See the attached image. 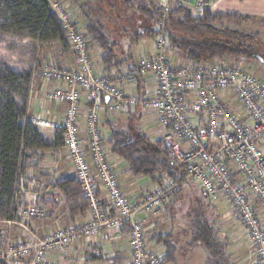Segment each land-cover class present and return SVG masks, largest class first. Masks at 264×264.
<instances>
[{
  "label": "built area",
  "instance_id": "1",
  "mask_svg": "<svg viewBox=\"0 0 264 264\" xmlns=\"http://www.w3.org/2000/svg\"><path fill=\"white\" fill-rule=\"evenodd\" d=\"M146 1L156 9L159 19L154 55H144L135 65V75L151 84L143 94L120 88L95 69L82 31L66 9L53 3L75 67L64 70L49 64L40 70L43 81L59 84L45 93L43 100L64 104L65 111L60 119L37 115L30 122L60 132L71 176L88 201V210L83 223L38 236L29 221L44 218L45 210L36 205L34 181L22 177L17 192L22 204L16 218L0 222V226L16 225L25 237L7 249L0 247V264H50L48 259L56 257L54 264H65L64 256L71 246L102 233L118 237L123 225L129 230V264H166L162 254L146 244L139 216L157 217L179 186L163 178L149 194L137 198L126 194L98 128L101 114L114 116L140 110L150 117L144 120L139 114L142 127L161 140L171 163L183 171L185 178L198 183L211 203L229 204L253 245L258 264H264V81L243 62L195 67L183 61L173 63L164 33L168 14L174 8H184L197 16L210 6L204 1ZM120 80L132 86L136 77L125 72Z\"/></svg>",
  "mask_w": 264,
  "mask_h": 264
},
{
  "label": "trees",
  "instance_id": "2",
  "mask_svg": "<svg viewBox=\"0 0 264 264\" xmlns=\"http://www.w3.org/2000/svg\"><path fill=\"white\" fill-rule=\"evenodd\" d=\"M57 1L0 0V34L24 41L34 54L40 45L58 44L63 52L70 51L62 22L53 9V3ZM93 1L100 6L104 2ZM121 2L127 11L132 10L142 20V24H145L135 33V43L141 39L154 42L158 34L159 19L156 9L141 2L135 3L134 0ZM74 7L78 8L77 4ZM79 9L85 11L82 33L88 44L94 45L101 52L103 72L120 68L127 61L117 59L115 43L109 41L107 31L94 16L95 10L87 4L80 5ZM252 21L255 18L251 16L213 13L210 9L193 16L187 9L174 8L168 14L164 26L166 48L179 55L187 65L194 67L225 61L264 64V44L259 33L241 26ZM72 22L76 24L73 20ZM36 63L35 67L31 66L28 70H15L6 64H0V222L16 218V212L22 204V196L17 193L20 179L28 176L30 170L38 169L47 152L63 145L60 132H54L52 143L44 141L38 127L31 124L28 117L33 73L39 66ZM128 67L129 73L139 79L135 75L136 66L130 62ZM136 112L128 113V120ZM140 118L138 116L137 119ZM107 132V152L121 160L133 177L147 178L154 187L161 185L163 178H167L179 186L170 199L175 200L180 195L188 180L183 171L171 163L161 140L149 139L130 122L124 129H114L109 123ZM52 187L53 190L37 195L38 207H45L51 216L58 209L56 198L61 200L63 211L71 223L86 216L88 201L72 176L57 178ZM203 196L205 197L204 193ZM167 209L170 210L171 205ZM197 217L191 227L193 240L201 244L210 264H224L226 244L217 240V230L202 220L201 213L198 212ZM119 233L127 236L128 227L123 225ZM172 239L170 233L151 237L156 245L164 248L162 256L166 264L175 262Z\"/></svg>",
  "mask_w": 264,
  "mask_h": 264
},
{
  "label": "rangeland",
  "instance_id": "3",
  "mask_svg": "<svg viewBox=\"0 0 264 264\" xmlns=\"http://www.w3.org/2000/svg\"><path fill=\"white\" fill-rule=\"evenodd\" d=\"M57 2L63 10L66 9L71 17L70 19L74 20L76 26L82 32V28L85 25V11H81L79 7L80 5L87 4L90 8H93L95 10L94 16L101 21L107 31L109 41L115 43L114 52L118 59L121 60L124 58L129 48L132 51L129 55L132 63L134 61L137 63V60L143 56L142 53L138 52V49L136 51L137 43L136 45H131L129 38H134L135 33H138L145 24H142V20L137 14H134V12L132 13V10L127 11V8L123 5L121 0H104L101 6L96 4L93 0H75L74 2L72 0H58ZM134 2H141L146 6H152L146 0H134ZM76 4L78 8L74 7ZM228 25L233 26L232 24ZM241 26L242 28H248L254 32H258L260 40L264 44V19L255 18V21L242 24ZM122 29L125 30L124 32L127 34L126 37L121 36L120 33ZM88 47L90 52L91 49L96 50V47L92 44H89ZM32 51L31 47L25 44L24 41H19L10 36L0 34V64H6L15 70H28L31 66L35 67V63L37 62L42 68L33 73V78H41L40 70L49 64L53 65L54 62L51 61V59H54L63 52L61 46L58 44L53 46L40 45L37 47L35 54ZM168 54L171 58L172 52L168 50ZM172 55H176L174 56L175 58L179 57L177 54ZM244 64L246 67H249V70L257 78L264 81V64L258 62H248ZM47 103L49 104L50 102ZM139 114L142 115L144 120L150 119L148 114L140 110L139 112L137 111L135 116L131 117L130 120H128L129 116L127 114L120 115V117L118 116L119 118L115 119H113L114 116H111V119H113L111 124L114 129H124L127 123L130 122L136 125L142 133L149 137V139L154 141L155 138L151 136V133L142 127L143 119L142 121L137 119ZM41 131L43 134L44 131ZM105 131H107V129ZM106 136L107 134L103 136L105 146L107 145ZM60 152L63 151H59V153ZM59 167L61 173H65L64 166L61 164ZM29 178L34 181L36 187L35 191L39 196L45 194L48 190H53L52 186L55 184V179H48L43 176L40 177L38 170L30 172ZM170 205L171 209L168 210L167 207ZM62 208L63 206L60 204V210H63ZM198 212L201 213L203 221L205 220L210 225H213L214 229L217 230V240L222 242L221 244H226L225 251L222 250L224 251V264L258 263L253 245L249 241L237 214L233 212L229 204L225 202L221 204L211 203L203 196L198 183L192 181H187L183 185L180 196H177L175 200H172V198L169 199L168 204L160 214L155 217L156 219L154 217L150 219L152 221L155 219V224L151 230L145 231L146 244L148 245V243L151 242L152 234L164 235L170 233L173 238L171 244L175 250L174 256L176 258V264H210L208 256L204 252L201 244L194 241L192 236L191 227L198 218ZM58 219L59 222L57 225L52 224L54 221L50 220L48 212L45 211L44 218L30 220L29 226L36 235L42 236V231H40L39 228L43 230L47 228V232H54L57 226L59 229L63 227L65 222L60 212L58 213ZM0 235L3 236V242L0 244L2 249L13 246L18 240L21 241L25 237L24 231L20 227L5 224L0 226ZM160 248V253L164 252V248Z\"/></svg>",
  "mask_w": 264,
  "mask_h": 264
},
{
  "label": "crops",
  "instance_id": "4",
  "mask_svg": "<svg viewBox=\"0 0 264 264\" xmlns=\"http://www.w3.org/2000/svg\"><path fill=\"white\" fill-rule=\"evenodd\" d=\"M186 1L189 4H194L197 1H204L206 4L210 6V10L213 13L239 14L242 16H251L259 19H264V0H186ZM124 31L125 30L122 29L120 34L121 36L126 37L127 34ZM129 39L131 45L133 44L136 45L133 38L132 39L129 38ZM136 46H137L136 51L138 49V52L142 53L143 56L154 55V43L152 41H149L147 39H141ZM131 52L132 51L129 48L124 58H122L121 60L119 59V61L126 60L127 61L126 63H124L120 68L112 69L109 72L108 71L103 72L104 67L100 62L101 52L97 48L96 50L91 49L90 54L92 60L94 61L95 69L98 72L109 76L120 88L127 89L135 94L137 93L143 94L145 90L151 86V84H149L148 79L137 78L134 85L132 86H126L123 83V81L120 80L121 76L125 72L129 73L128 66H130V62L132 61L129 60L130 59L129 55L131 54ZM172 54H171L172 56L171 60L173 63H179V64L182 63L183 60L180 57L175 58L174 56L176 55H172ZM58 56H57L58 58L55 57L54 59H51V61L54 62L53 65H55L57 68L69 70L75 67V58L70 51L62 52ZM133 63L134 65H136L135 61ZM39 66L35 71L42 68L41 66L40 67ZM58 85L59 84L52 81L44 82L41 80V78L38 77L33 78L30 95H29V105H28L29 119L37 115H42L49 119H60L63 116L65 111L64 104H52V103L48 104L46 101L43 100L44 94L53 90ZM60 86H63V84H60ZM118 116L120 117V115H114L113 119L119 118ZM113 119H111V116L107 114L100 115L98 128L103 136L108 133L105 130L108 128L109 123L110 124L112 123L111 121H113ZM38 130L44 141H46L49 144L52 143L53 134H54L53 131L43 128H38ZM41 130L44 131L43 134ZM59 151H63V152L59 153ZM111 157H112L111 163L115 166L117 179L120 184V187L126 194H128L131 197L137 198L149 194L152 192V190H154V186L150 183V181L147 178L133 177L129 173L127 166L121 160L113 156ZM61 164L64 166L65 173H61V169L59 167ZM37 170L39 171L40 177L43 176L44 178L46 177L48 179L51 178L56 180L61 176H71V167L68 163L67 155L63 150V147H60L59 149H51L49 152H47L45 154L44 160L39 165L38 169H36V171ZM32 171L34 170H30L27 175L29 176V173ZM55 202H57L58 209L51 216L50 213H48V217L50 218V220L54 221L52 222V224H56V225L58 224L59 212L62 213V217L65 222L63 227H67L75 223H83L85 221L86 216L83 218H77L73 223H71L67 219L64 211L60 210V204H62L61 200L55 198ZM41 209L48 212V210L45 207ZM149 217L150 216L143 214L139 216V219L143 221V226L145 231L151 230L155 224L156 218L154 217L155 219L152 221L150 220L152 219V217L150 218ZM57 227L56 230L59 229ZM39 230L42 231V235L47 232V228L44 230L39 228ZM154 243L155 242L152 240L150 243H148L149 249L158 254H163L164 252L160 253L161 246L155 245ZM56 259L57 257L50 258L48 259V262H50V264H54ZM64 259L66 260L65 264H129L130 250L127 246L126 235L119 234L117 237L102 233L98 237H95L87 241L78 242L77 244L71 246L69 251H67V253L65 254ZM174 264H176V258Z\"/></svg>",
  "mask_w": 264,
  "mask_h": 264
}]
</instances>
